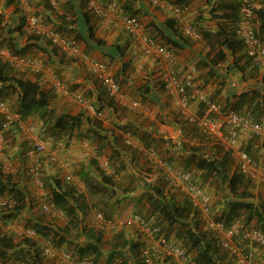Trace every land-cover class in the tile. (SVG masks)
Instances as JSON below:
<instances>
[{
    "label": "trees",
    "instance_id": "trees-1",
    "mask_svg": "<svg viewBox=\"0 0 264 264\" xmlns=\"http://www.w3.org/2000/svg\"><path fill=\"white\" fill-rule=\"evenodd\" d=\"M8 1L9 3L14 2L16 5V0ZM117 1L120 3L122 9L136 16V14L131 11L132 0ZM176 2L187 11V6H189L187 0H176ZM208 2H211V0H207V3ZM62 4L64 5V2ZM46 5L49 8H52L49 3ZM85 6L87 5L83 2L77 5V3L71 4V1H67L64 6L66 10L65 14H58L57 21H61L59 28L55 25L53 27L65 36L75 38L78 43L81 40H84L89 49L93 48L95 45L99 47L105 46L104 40L99 39L96 36L95 21H97V19L89 9L85 8ZM62 8L63 7L60 9ZM238 10L239 5H236L234 8L235 13L232 15L233 21H231V24L226 25L225 27L221 26L220 29L214 32L206 33L209 43L212 41L210 44L211 52L207 55V63L213 65L224 64L223 72L226 70L225 72L228 73V76L237 71L245 72L246 70H249L250 77H253L263 68L254 65L251 57L248 55L243 40L236 32L237 22L239 21ZM17 12L19 14V19L16 21L19 23L16 26L4 22L8 20L5 19L3 13H0V48L7 47L19 55H31L28 53L34 46L42 49L48 54V59L44 60L45 64H47L45 66L51 67L55 75L66 84V74H63L64 68L62 66L68 65L77 59L67 56L59 48L53 46L51 42L42 35L27 33L24 28L26 24L25 15L19 9ZM68 15H71V18H68ZM39 16L42 20H44L43 16L49 18V16L46 15ZM257 17L260 20L259 26L256 24L257 35L264 44L263 6L257 10ZM49 19L51 21V18ZM167 21H172V24L174 23V20L171 19H168ZM72 24H77V27L73 29L71 27ZM171 26V28H174L173 25ZM162 33L161 37L164 38ZM148 35L158 41L160 40V38L153 34ZM24 37H27V40L25 44H22V38ZM172 37L165 38L166 46L171 42L173 47L182 48L191 45V40L193 41V39L187 36H185L182 41H177ZM169 48L172 49L171 46H169ZM117 54L124 56L123 50L119 49V47H116V51L105 50V55L111 56L112 58H115ZM13 70L14 68L9 62L3 61V59L0 58V101L4 100L8 102L7 98L9 99L11 95L18 92V99L16 100L18 101V106L16 111L20 114L23 120H26L34 113H39L44 123L49 125L50 130H45L47 133L55 136V138H63L66 131H72L77 126L81 127L84 118L90 126H100L101 122L99 123L98 119H95L92 115L89 116L84 112L76 115L70 113L56 115L52 108H50L53 90H45L37 80L16 76L14 75ZM92 76L93 78L95 76L94 80L97 82L100 89L99 95L97 96L99 104H94V102L89 100L92 98L91 96L83 94L85 99H88L90 104L94 106L97 111H102L105 106L116 109L118 102L108 95L107 91L100 85L96 75L92 74ZM115 80L120 84L122 83L116 78ZM163 86L165 87V85ZM69 89L77 91L72 89V87H69ZM146 92V88H141V93L145 94ZM239 96V101H237L233 107L227 108H233L241 113L250 112L257 118H263L264 81L259 83L257 87L251 88V90L243 92ZM145 98H147L146 95ZM248 98L251 100L249 101ZM201 113L202 111L199 110V114ZM180 115L182 116L181 113ZM183 117H186V115H183ZM185 119L186 120H183V123L180 126L184 127L183 124L188 121L193 128L197 129L199 133H197V137L200 138L201 142H207V140L213 141L210 138L202 136L195 121L191 120L188 116ZM53 128L55 130H53ZM92 130H94V132L91 136L89 135V131H87L88 134L86 135H89L90 137L95 135L101 141L104 140V136L100 134L99 131L94 128ZM16 132L17 131L14 128L8 129L4 133V139L6 140L7 137H11L15 141ZM130 133L137 136V138L140 141H143L146 146H152L146 132L142 133V135H138V133L132 129L130 130ZM216 143V145L222 149V152L221 150L219 151L215 149V152L207 153V149L201 144H194L188 147L183 143L182 146L185 148V151H188L189 153L191 152L187 167L184 169L189 171V166L196 167L197 172L195 171L194 173L196 177H201V183L203 182L204 184L202 183V185L206 188L205 180H208L209 177H213L212 180L219 182L221 185L228 186L230 195L226 197L228 199L227 204L215 218L223 219L227 224L231 223L233 220L242 219L246 223L255 224L256 227L264 232V199H259L258 202L254 201L256 200V196L254 195L253 189L254 187L258 188L261 184L254 183L250 178L237 170L234 163L235 160L231 154L227 151H223V147L220 143ZM244 150L248 151L249 154L255 158L250 149ZM6 157H12L8 150L6 151L5 158ZM109 159L113 164L116 173L119 172L120 174L127 170L125 163L122 162L116 164L118 158L111 156ZM93 160L94 162H97L95 159ZM257 160L260 159L258 158ZM2 162H0V197L6 196L15 200L13 207H0V215L4 222L8 224L11 221L16 220V218H18L27 207L28 191L25 187L20 186L14 181L13 175L6 172ZM84 174H89V172ZM84 176L87 177L88 175ZM204 178L206 179L204 180ZM114 179V176H103V180H105L104 184L107 183V187L113 185L115 181ZM164 179V181L168 183L165 176ZM63 180L67 181L68 184L72 183L71 180H67L66 178ZM62 181L55 177L54 180H47L51 187L50 201L55 202L59 207L66 211L67 220L64 222L66 225H48L47 223L38 220L30 226L36 228L38 234L42 238H50L56 245H63L65 242L73 244L76 251L71 252L76 257H91L95 264H143L141 253L145 243L142 241V238L137 239L128 234V232L125 231L127 227L109 230L108 228H100L96 223L92 225L93 227H88L85 220L90 213L88 196L75 186H64ZM144 182L147 186V194H144L143 196L150 204V209L147 210L150 214L145 215L140 211L135 213L144 215L147 220L160 225L161 229L163 232H166L167 236L174 237L175 240L188 250L195 264H236L233 260L235 257L238 262H240L236 254H231L229 251L225 250L230 253L232 257L235 256L233 259L228 260L227 256L219 252L221 247L219 242L220 239L208 229L207 231L203 230L201 225L203 224V221L201 219L200 211L187 197L182 201L177 202L176 199H173L174 197L168 198L167 194H165L166 190L164 187H160L154 182L152 183L146 180ZM53 183L54 186H52ZM126 192L127 191L124 193ZM249 198L252 200H249ZM108 202L109 201L101 203L103 207L100 208L101 210L99 211L103 212L106 220L113 219L118 223L123 218L115 215L113 205ZM244 212H246V216L242 217ZM72 228L77 229V234L74 237L71 235ZM129 235L131 238H129ZM79 238H81V240ZM76 239H79V241ZM143 240H145L144 237ZM75 241L77 242L75 243ZM237 242L242 247L243 254L246 256V261H250L253 254L255 255L254 257L264 260V256L256 253L258 250H261L264 255V251L258 249V246H256L255 243H250L248 240H242L241 238H238ZM106 243L109 245L108 249H105V246L107 245ZM43 259L38 241L34 239H22L20 242H16L14 235L3 231L0 227V264H9L12 262L44 264ZM101 261H104V263ZM257 263L259 262L251 264ZM156 264L176 263L173 259L162 258L157 260Z\"/></svg>",
    "mask_w": 264,
    "mask_h": 264
},
{
    "label": "built area",
    "instance_id": "built-area-1",
    "mask_svg": "<svg viewBox=\"0 0 264 264\" xmlns=\"http://www.w3.org/2000/svg\"><path fill=\"white\" fill-rule=\"evenodd\" d=\"M19 8L27 17L28 29L31 33L40 34L48 39L53 46L73 58L84 61L88 69L96 75L100 85L107 91L108 95L114 98L121 105L129 108L139 106L137 101L127 102L122 86L115 80L109 72L108 65L101 60L90 57L85 53L80 44L71 37L43 23L39 16L31 13V6L34 0H16ZM50 5L57 8L61 0H48ZM239 1V21L237 22L236 32L241 37L254 65L264 68V44L257 35L256 15L260 7H264V0H238ZM151 7H159L172 12L180 23L184 36L193 40L200 38V32L184 19V10L176 0H148ZM89 11L94 15L99 24L106 29L119 28L126 30L138 43L144 55L153 58L160 63V76L165 85L166 91L172 98L175 107L195 121L200 129L202 136L210 138L220 143L224 149L236 160L238 170L250 178L254 183H264V164L253 158L248 151L242 149L240 136L242 132L256 135L264 139V119L257 118L250 112L241 113L233 108H226L217 101L213 100L207 92L196 82L198 68L192 65L180 76L177 72L178 58L173 49L149 36L142 30L140 19L122 9L117 0H87ZM0 58L11 64L14 69L20 71L32 70L37 73L43 71V67L38 58L31 55H19L11 49L0 48ZM52 88L59 94L68 99L78 101L87 105V108L94 114L99 112L92 106L84 95L79 91H73L53 72L49 71ZM192 89V91H190ZM203 104L201 114L191 115L188 112L192 101ZM10 128H14L20 133L25 134L24 140L28 149L26 158L28 170L32 181L39 186H43L42 173L40 168V158L45 155L53 145L57 150L49 156L51 161L60 162L58 150L75 145L73 136L66 138H55L44 129L35 128L32 123L23 120L20 114L14 110L7 101H0V153L3 154L4 133ZM126 143L135 145L136 141L131 136H126ZM84 144L89 147L88 141ZM146 150L147 159L153 164L160 166L169 184L175 188H182L186 197L200 211L204 226L220 239V246L236 254L240 262H246L241 245L237 242L238 238L255 243L264 251V232L255 224L246 223L242 219L233 220L227 224L223 219L212 216V196L207 188L202 185L193 171L182 170L168 165L159 159L156 150L149 147ZM93 158L104 176H113L114 166L111 162L103 158V154L95 149ZM112 165V166H111ZM62 167H65L64 164ZM66 168V167H65ZM74 171V170H71ZM70 172V171H69ZM73 174L66 175L67 180H73ZM153 183V179L148 180ZM15 200L11 197H0V207H13ZM43 211L46 214H53L63 221L67 220L66 211L53 201H43ZM94 223L100 228L109 230L120 227H136L147 239L148 242L142 250L141 258L143 264H156L157 257L163 255L173 259L176 264H195L188 250L176 240L167 236L160 226L148 221L140 214H134L121 219L116 223L113 219L106 220L102 211H95ZM11 221L6 224L0 215V227L2 230H12L20 234L23 239H34L40 245L41 255L44 259H60L68 264H95L91 257H76L70 250L58 246L50 238H42L36 228L32 226L22 227L14 225ZM9 264H26L25 262H12ZM260 264H264L260 263Z\"/></svg>",
    "mask_w": 264,
    "mask_h": 264
},
{
    "label": "crops",
    "instance_id": "crops-1",
    "mask_svg": "<svg viewBox=\"0 0 264 264\" xmlns=\"http://www.w3.org/2000/svg\"><path fill=\"white\" fill-rule=\"evenodd\" d=\"M41 1H43V3ZM67 1H71V4L77 3L78 5L83 2L87 5V0H63L64 5H61L63 8H58L60 10H54L46 5L48 1L35 0L32 8L34 13L37 12L40 15H46L51 18V21H48L49 24H47V22H45V24L49 26L55 25L59 28L61 21H57L58 14H65L66 10L64 6ZM187 2L189 3V6H187V11L184 12V19H186L187 22H190L200 32V38L198 40H191V45L182 48L173 47L171 42L170 44L166 43L168 44V47H172L177 55V72L182 76L187 68L196 65L198 68L196 82H198L201 88H203L213 100L217 101L224 107H233L235 103L239 101V95L241 93L257 87L259 83L264 81V68L261 69L260 74L258 73L253 77H250L249 70H246L245 72L237 71L228 76V73L225 72L226 70L223 72L224 64H208L207 55L211 52L210 44L212 41L209 43L206 33L214 32L220 29L221 26L225 27L226 25L231 24V21H233L232 15L235 13L234 8L239 4V1L211 0V2L207 3V0H187ZM85 8H87V6H85ZM16 10L18 11L14 2L9 3L8 0H0V13H3L5 19L8 20L4 22L15 26L18 25L19 22L16 20L19 19V14ZM131 11H133L140 19L144 32L157 36L160 38L159 41L161 43L165 44V38H170L172 36V38L177 41H182L184 39L185 36L181 30V25L179 21H176L177 19L175 20V15L172 12L159 7H151L148 0H132ZM68 18H71V15H68ZM168 19L174 20V23L172 24V21H167ZM255 21L259 26L260 20L257 15ZM95 22L96 36L97 38L104 40L105 46L99 47L95 45L93 48L89 49L85 41L81 40L79 42L81 49L90 57L107 63L109 72L114 75L117 80L122 82L121 85L123 92L125 93V100L127 102L137 101L139 106L131 109L118 103L116 109L105 106L102 111H98L99 113L94 115L84 103L68 99L63 95L64 98L62 99L60 97L54 98L52 96L50 108H52L56 115H61L63 113L76 115L84 112L85 114L89 116L92 115L93 118L98 119L99 123L101 122L100 126L95 125L94 127L90 126L84 118L81 127L77 126L72 131H66L64 133V138L71 135L75 140L74 146L58 150L60 154V162L62 165L64 164L66 171L69 172L68 170H74L76 173L81 172L82 175L79 174L80 177L89 175L84 173L91 172L93 169L92 159H94L93 153L95 149H98L104 156L108 155V158L111 156L118 158L117 164L123 162L126 164L127 169H129L131 165L135 166L139 160H144V162L149 163L146 159V152L144 151L146 144L143 141H140L133 133H130V130L132 129L133 131H136L138 135H142V133L146 132L149 136V142L156 150L159 159L178 169L185 170L184 168L187 167V162H189L191 153L185 151V148L182 146L183 143L188 147L194 144H201L205 146L207 153L215 152V149L219 151L221 150L222 152V149L216 145L217 143L214 140L201 142L200 138L197 137L199 134L197 129L193 128L190 122L187 121L183 124L184 127L180 126L182 125L183 120H186L185 118L187 116L182 117L180 115L179 111L173 104L172 98L163 86L164 83L160 76V68L162 65L153 58L144 55L134 38L123 29L114 28L113 26L112 28L106 29L101 26L98 21ZM171 25H173L174 28H171ZM71 27L75 29L77 24H72ZM24 28L26 32L29 33L26 24ZM161 33L164 38L161 37ZM26 40L27 37L22 38V44H25ZM116 47L123 50L124 56L117 54L115 58H112L111 56L105 55V50L116 51ZM28 54L41 57L40 61L43 63L45 69L48 68V70L44 69L43 73L38 74L35 72H26L22 75L26 78L39 81L45 90L52 91L50 85L51 73L49 71H53V69L45 66L47 64L44 62L45 59H48V54L36 46L30 49ZM62 67L64 68L63 74H66L67 86L72 87V89L74 88L73 86H75V89H78L77 91L80 93L91 96L92 98L89 99L90 101L94 102L96 105L99 104L97 96L99 95L100 89L97 82L94 80L95 76L93 78V73L88 69L86 63L81 59H77L68 65H63ZM143 87L147 89L145 94L141 93V88ZM190 91H192V89ZM145 95L147 98H145ZM12 97L13 96L11 95L7 100L10 104L11 102L13 103L11 106L16 110L18 106V101H16L18 99V92L17 98ZM89 100L87 99L90 103ZM248 100L250 101L251 99L248 98ZM203 106V104H200L196 100L192 101L188 112L193 116L198 115L199 110H203ZM25 122L26 124L33 123L35 128L38 129L50 130L49 125L44 123L41 116L34 117V115H31L25 120ZM93 128L104 136V140L101 141L95 135L90 137L94 132V130H92ZM53 130L55 129L53 128ZM87 131H89L90 136L86 135L88 134ZM126 136H131L136 141V144H127ZM15 138L18 140L17 150L21 153L18 144L20 142L23 143L21 147V150H23L27 148V143L23 141V137L18 131L16 132ZM256 139L257 138H254L253 135L242 132L239 143L242 149H250L253 156L261 160L264 158V147L261 146ZM86 141L90 144L89 147L84 144ZM55 150L57 149L54 148L53 145H50L45 157H43L42 166L44 165L46 177L50 180H54V177L60 178V174L54 169L55 167L48 165L49 163H53L49 160V156ZM59 166L61 165L59 164ZM138 166L142 168L144 165ZM189 168L190 171L197 172L196 167L189 166ZM153 170H155V167ZM126 173L127 170L121 172L120 175H117V172L115 177L117 178L120 176L121 181L125 178L122 184L124 183L128 185L129 183H125L128 178ZM76 177L77 174L75 179L78 182V185H80L79 182L83 183L81 179H77ZM197 178L200 182L202 181L201 177ZM212 178L213 177L210 179L212 180ZM75 179L73 178V180ZM136 185L138 186V184ZM52 186H54V184ZM165 194H167L168 198L174 197L173 199H176L177 202L179 201L178 198H180V195H168V190H166ZM143 195L144 194L141 193L142 198L144 197ZM131 196L125 194L121 195L119 199L121 200V203L128 205L129 203H132ZM138 196L137 199H134L135 202L141 198L140 195ZM33 197L38 199V197L34 195L30 196L31 202L20 216L16 218V220H13V222L18 221L24 213L28 214L27 216L32 224L38 221V208L35 206L36 199H33ZM38 200L39 204L43 203L42 198H39ZM143 200L148 202L146 198H143ZM116 202L114 204V208L116 207L115 215H118V213L123 210L119 209L118 205L120 204H116ZM148 206L150 208L149 202ZM223 208L225 207H222L220 212ZM135 212L136 211H133L132 215L137 214ZM118 216H122V214H119ZM129 238H131L130 235ZM257 248L261 249L259 247ZM257 252L264 256L261 250H258ZM257 264H260V262Z\"/></svg>",
    "mask_w": 264,
    "mask_h": 264
},
{
    "label": "rangeland",
    "instance_id": "rangeland-1",
    "mask_svg": "<svg viewBox=\"0 0 264 264\" xmlns=\"http://www.w3.org/2000/svg\"><path fill=\"white\" fill-rule=\"evenodd\" d=\"M42 3H43V1H42ZM36 14H38V13L36 12ZM38 15H40V14H38ZM43 18H44V20H43L44 22L50 21L49 18H46L45 16H43ZM47 24H49V23H47ZM35 57H37L39 61L41 60V57H39L37 55ZM69 57H71V56H69ZM260 71H259V74H260ZM13 73L16 76L26 78L24 75H22L23 73H25L23 71L20 72V71L13 70ZM73 87H74L73 89L76 88L75 86H73ZM75 90H78V89H75ZM12 96H13L12 98H14V97L17 98V93H15ZM52 96L54 98L55 97H60L61 99L64 98L62 95H59L53 91H52ZM11 104H13V103L11 102ZM175 108L179 111V113L182 114V117H183L184 114L181 112V110L177 107H175ZM33 115H34V117L40 116L39 113H34ZM262 117H263L262 119H264V116H262ZM22 132L23 131H21L19 134L22 137H25V134ZM250 135H253V134H250ZM253 136H254V138H257L256 139L257 142L261 146L264 147V139H262L256 135H253ZM17 141L18 140L14 141L11 137H7V139L5 140V142L3 144V150H4L5 155H6V151L8 150V152L11 153L12 157L11 158L6 157L4 160V157H2L0 155V162L3 161L2 163L4 164L6 172L13 175L14 181L17 182V184H19L20 186H23L27 189V191H28L27 206L31 202L30 196H32V195L38 197V199L42 198V201H45V202L50 201V199H51V193H50L51 187L47 182L48 177H46V170L44 169V165L42 166L43 159L39 161V164L42 167V176H43V180H44V187L40 188L36 184L34 185L30 176H28V174H27V171H26V169H27V164H26L27 149L25 148V149L21 150L23 143L20 142L18 144V146H19L18 148L21 151V153H19L17 150ZM23 141H25L24 138H23ZM223 151H226V150L223 149ZM263 157H264V155H263ZM103 158L106 159V161L109 159L108 155L107 156L103 155ZM263 159H261L259 161L263 162V164H264V161H262ZM234 160H235V158H234ZM234 163L236 166V160ZM48 165L55 167L54 169L58 172V174H60L59 179H61V181H62L64 179V174H66L65 169L62 166H59L58 163H51V164L49 163ZM138 165H144V166H142V168H141ZM92 166H93V169L91 171L92 173L89 172V175L87 177L86 176L80 177L79 174H81V172L80 173L74 172L75 176L77 174L76 178L81 179V181L83 182V183L79 182L80 185H78V182L76 181V179L71 184H68L67 181H64V180L62 181L64 186H66V187L67 186H69V187L75 186L78 189H80L81 192H84L88 196L90 213L85 218V220L87 222L86 225L88 227H93L92 225H94V221H93L94 212L97 210L98 211L101 210L100 208L103 207V205L101 203L106 202V201H109L111 203V205H113V208L115 206L114 204L116 201H117L116 204L117 203L120 204V205H118V207L120 210H123L121 212L118 211L119 212L118 215L122 214V216L120 218H126V217L132 215L133 211H136V212L140 211L141 213H143L145 215L150 214V212H147V210L150 209L148 206V202L144 201L143 200L144 197L142 198V196H141V193L147 194V188H146L147 186L144 182L145 180L148 181V180L153 179V182L156 185H159L160 187H164L165 190H168V195H172V194L173 195H180V198H178L179 199L178 202L182 201L186 197L185 192L182 188H175L171 184L166 183L164 181L165 179L163 176V171L160 168V166L156 163L149 164V163L144 162V160L143 161L139 160L137 162V164L135 165L136 168H135V166L131 165V167L129 169H127V173H126L128 175V178H127V181H125V183H129L128 185L124 184V183L122 184V182L125 180V178L122 179L123 181L120 180V176L117 177L118 178L117 179L115 177L116 176V172H115L113 175L115 177V179H114L115 181H114L113 185L109 186V187H107V185H106L107 183L104 184V182H105V180H103L104 174L102 173V171L98 165V162H94V160H93ZM137 167H140L141 169L137 168ZM154 167H155V170H153ZM117 175H120L119 172ZM205 179L206 178H204V180ZM205 183H206V186L209 190V193L213 197L212 216L216 217L219 215L220 209L227 204L228 199L226 197L228 195H230V190H229L227 185L226 186L221 185L219 182H217L215 180H211L210 178L208 180L206 179ZM136 184H138V186ZM260 184L261 185H259L258 188H256V187L253 188L254 189V195L256 196V200H254V201H256V202H258L259 199H264V183H260ZM125 191H127V192L124 193ZM125 194H128L129 196L132 195L131 196L132 203H129L128 205H124L123 203H121V200L118 198L121 197V195H125ZM138 195H140L141 198L135 202L134 199H137V197H139ZM33 199H36L35 200L36 201L35 206L38 208V217H37L38 220H41L42 222L47 223L48 225H51V224H54L56 226H59L58 224H60L62 226L66 225L64 223L65 221H63L59 217H57L53 214H46L43 211L42 204H39V202H38L39 200L37 198H34V197H33ZM249 200H252V199L249 198ZM114 209H116V207ZM117 210H118V208H117ZM24 214H26V213H24ZM24 214L18 220L19 222L18 221L14 222L15 223L14 225H16V226L20 225L22 227H26V226H30L32 224L31 221H29V218L27 216L28 214H26V215H24ZM245 216H246V212H244L242 214V217H245ZM201 225L203 227V230L207 231V228L203 224H201ZM4 231L9 232L12 235H14V239L16 242H20V240L23 239L20 236V234L16 233L15 231H12V230H10V231L4 230ZM125 231H127L128 234L132 235L133 237H136L137 239L142 238V236L139 234V232L135 228H126ZM76 234H77V229L72 228L71 235L74 237ZM79 239L81 240V238H79ZM79 239H76V240L79 241ZM77 241H75V243ZM142 241H144V240L142 239ZM106 244L107 245L105 246V249H108L109 245H108V243H106ZM63 245H58V246L64 247V248H66L72 252L76 251V249L73 247V244H69L68 242H65ZM219 252L223 253V255L227 256L228 260H231V259H233V257H235V256L232 257L230 255V253L225 251V249H223L222 247H220ZM256 253H258V252H256ZM254 256L255 255L253 254L252 259L250 261H246V262H238L236 257L233 260L235 261L236 264H251V263H256V262H260V263L263 262V260L258 259L257 257H254ZM43 262H44V264H68L65 261H62L60 259H52V260L43 259ZM101 262L104 263V261H101Z\"/></svg>",
    "mask_w": 264,
    "mask_h": 264
},
{
    "label": "clouds",
    "instance_id": "clouds-1",
    "mask_svg": "<svg viewBox=\"0 0 264 264\" xmlns=\"http://www.w3.org/2000/svg\"><path fill=\"white\" fill-rule=\"evenodd\" d=\"M35 1V0H34ZM34 1H33V3H32V6H34ZM46 1H48V0H46ZM48 3H49V1H48ZM62 3H63V0H61V3H60V5L57 7V8H55V9H58V8H61V5H62ZM50 4V3H49ZM16 7L23 13V11L19 8V6H18V4H17V1H16ZM32 6H31V13L32 14H35V15H37V16H39L38 14H36V13H34V11H33V8H32ZM51 6V5H50ZM52 7V6H51ZM52 8H54V7H52ZM87 9H88V6H87ZM24 14V13H23ZM25 15V14H24ZM40 17V16H39ZM25 18H26V26H28V21H27V17H26V15H25ZM40 19H41V17H40ZM42 20V19H41ZM43 21V20H42ZM43 23L45 24V22L43 21ZM47 25V24H46ZM47 26H49V25H47ZM49 27H52V28H54L53 26H49ZM55 29V28H54ZM29 30V29H28ZM56 30V29H55ZM124 30V29H123ZM142 30H143V28H142ZM58 31V30H57ZM126 33H128L126 30H124ZM144 31V30H143ZM60 32V31H59ZM29 33H31L30 31H29ZM129 34V33H128ZM44 37V36H43ZM71 38H73V37H71ZM75 39V38H74ZM2 48V47H1ZM7 48V47H6ZM64 53V52H63ZM67 55V54H66ZM68 56V55H67ZM71 58H73V57H71ZM73 59H78V58H73ZM4 61V60H3ZM40 63H41V65H42V67H43V71L42 72H39V73H43L44 72V69H45V67H44V65H43V63L40 61ZM15 71H20V70H18V69H14ZM45 70H48V68H46ZM27 72H35V71H32V70H26ZM26 71H23V72H25L26 73ZM52 71V70H51ZM21 72V71H20ZM53 72V71H52ZM35 73H37V72H35ZM38 74V73H37ZM53 74L55 75V73L53 72ZM55 76H57V75H55ZM58 77V76H57ZM51 85V84H50ZM66 85V84H65ZM51 89L53 90V92H55V93H57L53 88H52V85H51ZM123 90V89H122ZM57 94H59V93H57ZM11 105V104H10ZM55 137V136H54ZM149 147H153V146H145L144 148L145 149H147V148H149ZM154 148V147H153ZM28 149V148H27ZM144 149V151L146 152V150ZM4 151V150H3ZM0 155L2 156V157H4V160H5V153L3 152V154L2 153H0ZM43 157H45V155H43V156H41V158H40V160H42L43 159ZM147 159V158H146ZM49 160H51L50 159V157H49ZM110 160V159H109ZM147 161L149 162V164H153L151 161H149L148 159H147ZM53 162V161H52ZM111 162V161H110ZM53 163H58V162H53ZM26 164H27V169H26V171H27V174H28V176H30V174H29V168H28V161H27V158H26ZM61 165L62 166V164H61V162H59L58 163V165ZM236 167H237V164H236ZM40 168H41V173H42V167H41V165H40ZM64 169H65V171H66V168L65 167H63ZM237 170H238V168H237ZM68 171H70V170H68ZM71 172V174H73V177H75V175H74V171H70ZM70 172H67L66 171V174L64 175V178H66V175L68 174V173H70ZM164 175V174H163ZM30 178H31V176H30ZM75 179V178H74ZM31 180H32V178H31ZM42 180H43V176H42ZM33 182V181H32ZM71 182H74V180H71ZM34 183V182H33ZM34 185H35V183H34ZM42 187H44V180H43V186ZM41 187V188H42ZM186 196V195H185ZM95 213V212H94ZM131 216V215H130ZM142 216H144V215H142ZM129 217V216H128ZM145 217V216H144ZM146 218V217H145ZM147 219V218H146ZM149 221V220H148ZM151 223H152V221H150ZM154 224V223H153ZM155 225H157V224H155ZM204 225V224H203ZM158 226H160V225H158ZM161 227V226H160ZM127 228H135L136 230H138L136 227H127ZM139 231V230H138ZM140 232V231H139ZM166 233V232H165ZM140 235L142 236V239H143V237H144V243L146 244L147 242H148V239L140 232ZM170 238H172V239H174V237H170ZM175 240V239H174ZM177 241V240H176ZM178 242V241H177ZM145 247V246H144ZM162 258H166V257H164L163 255H160L159 257H157V260H159V259H162ZM168 259V258H167Z\"/></svg>",
    "mask_w": 264,
    "mask_h": 264
}]
</instances>
